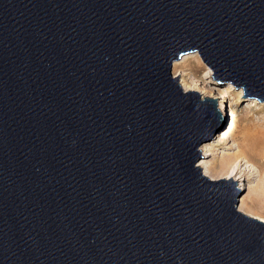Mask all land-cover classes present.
<instances>
[{
  "label": "water",
  "instance_id": "95a60500",
  "mask_svg": "<svg viewBox=\"0 0 264 264\" xmlns=\"http://www.w3.org/2000/svg\"><path fill=\"white\" fill-rule=\"evenodd\" d=\"M189 52L263 102L264 0H0V264H264Z\"/></svg>",
  "mask_w": 264,
  "mask_h": 264
},
{
  "label": "rangeland",
  "instance_id": "374dc122",
  "mask_svg": "<svg viewBox=\"0 0 264 264\" xmlns=\"http://www.w3.org/2000/svg\"><path fill=\"white\" fill-rule=\"evenodd\" d=\"M212 75L213 71H211L210 67L201 59L197 52L186 53L172 64V76H178L177 82L181 85L183 90L184 87L181 80L184 79L188 83L193 80L195 86L194 89L191 90H196L201 97L216 98L217 107L222 114L226 113L230 117L229 114L233 110L235 116H237L235 131L229 138L227 144L216 145L213 141L217 138L216 137L207 143H202L199 147L201 150V158L196 162V165L204 159L219 167L222 155L232 154V152L235 151L233 144L242 140L244 134L252 124H255L258 128L264 129V101L261 103L256 99L241 101L243 99L242 88H236L232 86L230 82L212 78ZM229 84L232 86V91L226 92L225 90ZM201 91H204V93L201 94ZM251 101L253 104L250 103ZM209 144L212 145V148L204 151ZM254 162L258 164L256 161ZM242 169L240 173H237L231 178L232 180H236L234 186L235 190L239 192V195L236 197L237 204H240L241 198H246L249 195L253 196V189L258 183V176L250 177L249 172L245 170V165L242 166ZM253 174L256 173L254 172ZM217 177L219 178L221 176ZM255 197L256 195L253 198L255 202L249 199V203L257 211L261 212L262 208L255 200Z\"/></svg>",
  "mask_w": 264,
  "mask_h": 264
},
{
  "label": "bare ground",
  "instance_id": "6f19581e",
  "mask_svg": "<svg viewBox=\"0 0 264 264\" xmlns=\"http://www.w3.org/2000/svg\"><path fill=\"white\" fill-rule=\"evenodd\" d=\"M181 82L183 84L184 90L194 89L195 83L193 80L188 83L182 79ZM225 91H232V86L229 84ZM200 93L203 94L204 91H201ZM250 103L253 104L252 101ZM229 115L230 121L227 125V128L223 130V132H221V134L216 139L213 140L216 145L227 144L229 138L235 131L237 125V116H235L233 110ZM233 146L235 151H233L232 154H227L225 156L222 155L219 167H217L214 163H210L204 159L198 163V166L201 168L204 175L211 179H216L218 178L217 176H221L219 178H232L237 173H240L243 170L242 166L245 165V170L249 172L250 177L258 176V183L253 189L254 195L241 198L240 204H237V209L248 216L264 221V129L258 128L255 124H252L248 131L244 134L242 140L240 142L234 143ZM211 148L212 145L209 144L204 149V151ZM254 161H256L258 164H255ZM254 172L256 174H253ZM255 195V200L262 208L261 212L257 211L249 203V199L255 202L253 199Z\"/></svg>",
  "mask_w": 264,
  "mask_h": 264
}]
</instances>
